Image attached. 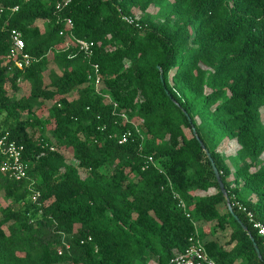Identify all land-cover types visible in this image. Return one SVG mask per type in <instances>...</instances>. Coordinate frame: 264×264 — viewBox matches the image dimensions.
<instances>
[{
    "label": "trees",
    "instance_id": "1",
    "mask_svg": "<svg viewBox=\"0 0 264 264\" xmlns=\"http://www.w3.org/2000/svg\"><path fill=\"white\" fill-rule=\"evenodd\" d=\"M59 3L0 0V127L27 165L21 180L0 168V264H175L195 232L220 264H264L197 139L230 202L264 220V0Z\"/></svg>",
    "mask_w": 264,
    "mask_h": 264
},
{
    "label": "built area",
    "instance_id": "2",
    "mask_svg": "<svg viewBox=\"0 0 264 264\" xmlns=\"http://www.w3.org/2000/svg\"><path fill=\"white\" fill-rule=\"evenodd\" d=\"M71 0H62V3L58 4V8L68 5ZM122 18L128 23H136V20L131 15H122ZM67 25L69 28L73 26L71 19H67ZM61 34L63 31L60 32ZM12 41L13 48L11 49L10 56L16 59V64L18 67L22 68L28 65L31 61L29 53L25 52V42L22 37L21 32L18 29L12 30ZM76 42L81 51L85 52L87 55L93 53L94 41L77 38ZM20 58V59H19ZM89 77H95L96 83L98 84L101 80L99 74V67L97 64L94 65V73L90 74ZM127 135L124 134L121 137L120 142L127 140ZM0 149L5 155V160L1 164V171L8 173L11 178L15 180H21L26 176L27 165L23 160V150L24 146L18 143L16 140L11 138L10 131L0 127ZM148 161H153V157L149 156ZM38 193L33 195V199H36ZM175 198L179 199V205L185 208V203L180 199L179 194H175ZM232 206H236L241 212H243L248 218L249 222L253 228L257 231L258 235L264 238V220L256 218L254 212L249 209V207L241 200L233 196ZM189 215V214H188ZM91 237H89L90 239ZM190 245L181 253L177 254L171 259V262L175 264H220L215 259H213L199 237L198 233L190 235L189 237ZM66 249L70 247L69 243L63 241ZM59 253L63 252V248H59Z\"/></svg>",
    "mask_w": 264,
    "mask_h": 264
},
{
    "label": "water",
    "instance_id": "3",
    "mask_svg": "<svg viewBox=\"0 0 264 264\" xmlns=\"http://www.w3.org/2000/svg\"><path fill=\"white\" fill-rule=\"evenodd\" d=\"M183 111H184V113L188 116L189 120H191L190 117H189V115H188V112H187L185 109H183ZM193 131H194L195 134L197 133V130H196L195 127H193ZM197 139L199 140V143H200L201 147L204 149V151H205L207 157L209 158V160H210V162H211V164H212V167H213V170H214V173H215L216 179H217V181H218V183H219L220 189H221L222 193H223V194L225 195V197H226L227 206H228L229 210H230L231 213H232V214L238 219V221H240L242 227H243L244 229H247L248 227H247V226H246V225L240 220V218L238 217V215L234 212L233 206H232V204H231V202H230V199H229V197H228V193H227V190H226L225 184H224V182H223V180H222V177H221L220 171H219L218 167L216 166V164H215V162H214V159H213V157H212L210 151L206 148V145L204 144V142L200 139V137H199L198 135H197ZM251 237H252V236H251ZM252 239H253V237H252ZM254 245H255V247L257 248V244L254 243ZM257 251L259 252L258 248H257Z\"/></svg>",
    "mask_w": 264,
    "mask_h": 264
},
{
    "label": "rangeland",
    "instance_id": "4",
    "mask_svg": "<svg viewBox=\"0 0 264 264\" xmlns=\"http://www.w3.org/2000/svg\"><path fill=\"white\" fill-rule=\"evenodd\" d=\"M149 11H150V13H154V12H156L157 11V9L156 8H153V7H151L150 9H149ZM39 23V25L42 27V24H43V22H41V21H39L38 22ZM262 112L264 113V108L262 109ZM263 119H264V117H263ZM232 148V147H231ZM238 148V146H237V144H235V150L233 149V151H230L229 153V155H228V153H224L223 151H225V148H224V150H223V148H220V151L222 152V153H224V155H225V158H224V163H226L229 167H231V169L233 168V165H232V158H233V156L235 155V152H236V149ZM226 150H228V149H226ZM229 151V150H228ZM231 156V157H230ZM262 158L264 159V153L262 154ZM233 173H232V178H234V176H235V172H234V170L232 171ZM243 194V193H242ZM251 192L250 191H245L244 192V194H243V197L244 198H249L251 195ZM151 264H154V263H152L151 262Z\"/></svg>",
    "mask_w": 264,
    "mask_h": 264
},
{
    "label": "crops",
    "instance_id": "5",
    "mask_svg": "<svg viewBox=\"0 0 264 264\" xmlns=\"http://www.w3.org/2000/svg\"><path fill=\"white\" fill-rule=\"evenodd\" d=\"M235 144H237L236 142H235V140H233V139H225L224 141H223V143L221 144V146H220V148H223V150H224V148H225V151H223L224 153H228V155L230 154L229 152L230 151H233V149L235 148ZM232 147V148H231ZM226 149H228V150H226ZM235 150V149H234ZM231 157V156H230Z\"/></svg>",
    "mask_w": 264,
    "mask_h": 264
}]
</instances>
